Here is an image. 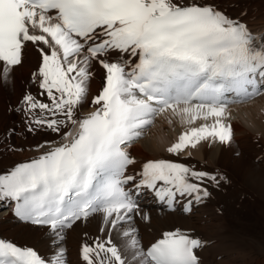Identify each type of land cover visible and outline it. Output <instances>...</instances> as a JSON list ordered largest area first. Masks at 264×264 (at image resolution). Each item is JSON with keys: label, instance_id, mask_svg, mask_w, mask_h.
<instances>
[{"label": "snow or ice", "instance_id": "snow-or-ice-1", "mask_svg": "<svg viewBox=\"0 0 264 264\" xmlns=\"http://www.w3.org/2000/svg\"><path fill=\"white\" fill-rule=\"evenodd\" d=\"M258 39L199 0H0V81L7 82L31 43L40 61L33 78L51 103L30 94L23 103L40 110L35 125L61 137L37 145L38 157L0 175V200L14 201L18 218L47 226L56 251L44 258L0 239V264H66L59 246L65 230L97 213L106 239L82 246L85 264H200L199 238L176 229L144 247L134 228H124L130 214H139L125 185L158 189L171 207L178 195L195 194L197 202L209 196L192 180L219 183L217 177L164 159L130 175L136 160L129 148L166 113L187 124L213 121L180 134L167 148L171 154L209 138L231 142L229 105L264 95ZM93 62L105 70L104 86L92 99L95 110L81 116Z\"/></svg>", "mask_w": 264, "mask_h": 264}, {"label": "bare ground", "instance_id": "bare-ground-1", "mask_svg": "<svg viewBox=\"0 0 264 264\" xmlns=\"http://www.w3.org/2000/svg\"><path fill=\"white\" fill-rule=\"evenodd\" d=\"M199 2L211 3L228 17L239 20L249 31L256 33L254 37L259 38L258 43L264 44V0ZM115 57L116 53H112L108 59ZM39 62L36 49L29 43L22 51L21 64L12 69L6 83L0 81V175L38 157L42 150L37 149V145L45 141L61 142L59 134L32 122L34 115H41L40 110L30 112L23 103L24 96L28 94L37 101L51 103L33 78ZM131 62L134 63L135 59ZM91 72L93 76L88 82L87 100L79 109L81 116L95 110L92 99L104 86L105 70L101 65L93 62ZM228 112L230 117L226 123L232 126L231 142L221 143L218 139L209 138L200 141L195 147H187L179 155L171 154L167 148L178 140L180 134L191 127L205 123L210 125L213 121L211 118L207 121L200 119L187 124L166 113L162 117L166 116L167 121L175 120L177 123L172 124V127L161 126L157 132L150 130L147 137L131 147L136 163L128 167L130 175L139 173L143 163L149 160L164 159L216 176L219 181L217 183L207 177L203 182L192 180L201 183L210 195L202 197L199 202L195 200V194L178 195L175 208L171 211L165 210L149 189L143 186L137 188L136 184L129 182L128 187L133 188L139 214H130L131 219L123 226L134 228V234L144 247L159 239L163 232L180 229L204 242V246L197 250L200 264H264V249L250 245V248L246 247V244H241L242 240L240 243V239L229 241L225 231L226 225L235 224L236 220L244 217L250 205L264 209V96L254 99L252 103L228 107ZM30 127L36 130L29 131ZM136 183H139V176ZM160 187H163L162 182L158 184ZM189 201L191 208L184 211ZM12 205L13 201L0 200V239L22 248H33L42 257L51 258L57 246L53 244L54 237L49 228L19 222ZM105 227L103 216L97 213L66 229L64 240L59 244L66 249V264H85L82 246L92 245L97 238L105 240L106 233L101 231ZM112 237L116 243H120L121 237L116 231L112 232Z\"/></svg>", "mask_w": 264, "mask_h": 264}, {"label": "rangeland", "instance_id": "rangeland-1", "mask_svg": "<svg viewBox=\"0 0 264 264\" xmlns=\"http://www.w3.org/2000/svg\"><path fill=\"white\" fill-rule=\"evenodd\" d=\"M171 122L167 121V117L161 118L159 123L155 127L151 129L153 132H157L161 126L167 125L172 127V124L177 123L175 120H170ZM175 121V122H174ZM146 135L145 137H147ZM245 215L242 219L236 220L235 224H228L225 226L227 232V236L229 235V241H236V239H240L243 241V245L246 247L250 246H258L259 249H264V209L256 207L255 205H250L245 210ZM238 222V223H237ZM242 225V226H241ZM232 230V231H231ZM240 231V232H239ZM231 232V233H230ZM239 236V237H238ZM232 237V238H230ZM232 239V240H231ZM235 239V240H234ZM237 240V242H238ZM245 242V243H244ZM249 242V244H248ZM257 243V244H256ZM261 243V244H260ZM256 244V245H255ZM262 245V246H261ZM249 246V248H250ZM261 246V247H260Z\"/></svg>", "mask_w": 264, "mask_h": 264}]
</instances>
